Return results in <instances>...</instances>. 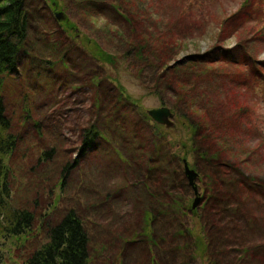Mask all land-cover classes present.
Returning a JSON list of instances; mask_svg holds the SVG:
<instances>
[{"label": "rangeland", "instance_id": "374dc122", "mask_svg": "<svg viewBox=\"0 0 264 264\" xmlns=\"http://www.w3.org/2000/svg\"><path fill=\"white\" fill-rule=\"evenodd\" d=\"M113 1L54 0V11L50 0H26L29 39L20 71L13 78H0V95L19 135L15 154L6 160L12 172L14 204L33 206L40 198L43 209L55 205L51 225L74 209L90 236L88 264H208L185 248L193 238L177 234L183 226L198 234L199 220L188 214L178 223L158 214L160 208L151 203L142 172L131 160L136 146L119 133L121 115L113 111L112 103L117 83L147 115L151 110L171 108L175 95L158 89L166 103L162 106L153 71L147 69L140 76L121 59L130 33L124 19L112 11ZM129 1L139 37L157 38L162 45L169 37L171 65L185 68L192 57L219 47L216 60L221 62L206 64L212 73L199 83L197 94L222 113L230 111L228 118L235 116L237 128L233 125L231 131L237 143L225 163L238 164L243 177H254L264 185V0H256L249 22L222 42L223 21L237 13L245 0ZM57 14L62 15L60 21ZM94 40L115 57L114 64L92 59L87 47ZM95 76L101 81L99 90L90 84ZM239 109L242 114L236 118ZM171 121L174 127L166 128L170 138L185 143L186 129L175 114ZM91 126L101 135L81 154V135ZM185 161L193 162L191 158ZM67 162L77 163L63 178ZM229 172L227 178L241 179L238 171ZM162 174L164 179L168 170ZM245 183L241 184L248 205L237 207L254 218L249 223L242 213L219 218L221 227L228 230L217 245L214 264H264V189ZM146 210L156 215L150 227L155 244L148 242L144 232ZM44 231H35L26 242L0 240L3 264H24L27 254L43 243ZM253 249H258L254 255Z\"/></svg>", "mask_w": 264, "mask_h": 264}, {"label": "trees", "instance_id": "16d2710c", "mask_svg": "<svg viewBox=\"0 0 264 264\" xmlns=\"http://www.w3.org/2000/svg\"><path fill=\"white\" fill-rule=\"evenodd\" d=\"M50 1L52 9L55 10L54 0ZM255 3L256 0H245L237 13L223 21L219 34L220 42L224 41L228 34H236L240 27L249 22L254 14L251 9ZM132 7L129 0H114L111 5L112 11L129 26L130 35L121 59L131 69L138 70L140 76L147 69L153 71V82L157 85L155 93L162 106H166V103L162 94H158V89H162L163 94L174 93L175 99L170 109L186 129L188 138L185 143L170 138L169 131L153 123L147 113L140 112L138 102L133 101L117 83L112 103L114 102L113 111L121 115V118L117 119L119 133L136 146V153L131 160L136 162L135 168L142 172L150 201L160 208L158 214L166 215L172 222L178 223L188 214L198 219V234L184 226L177 234L180 237L193 238L192 244L185 248L192 249L194 254L202 260H207L208 264H214L217 245L228 230L227 226L221 227L219 218L223 214L235 216L238 213L246 215L248 223L254 218L251 213L245 214L237 207L248 205L244 197L245 188L241 183L246 182L258 189H264V185L254 177H243L239 173L241 167L237 169L238 164L234 167L225 163L228 151L231 152L230 149L237 143L231 131L234 129L233 125H237L235 116L228 118L230 111L222 113L213 104L200 99L197 94L199 83L207 80L212 73L206 64L216 66L221 62L216 60L219 47L210 50L206 55L192 57L191 65H186L185 68L182 65H171L169 59L172 49L167 45L169 37L166 36V43L163 45L157 38L139 37L136 33V22L132 18ZM253 31L254 29L250 34ZM258 38L261 37L255 39ZM28 39L29 15L26 0H0V78H13L12 76L18 75L23 47L27 45ZM160 46L162 49H159ZM87 49L92 59L114 64L115 57L107 53L98 41L94 40ZM90 84L99 90L101 81L95 76ZM98 96V92H95L96 100ZM241 114L239 109L236 118ZM15 129L4 98L0 95V240L23 239L26 242L29 238H34L35 231L45 229L43 243L27 254L24 264H88L91 256L90 236L84 221L74 209L67 210L51 225L49 219L55 212V205H47L43 209L39 198L34 201L33 206H15L12 172L6 161L11 159L18 148L19 135L15 133ZM99 135L101 133L96 126L83 130L80 153H86ZM188 158L193 160L191 167L199 175L198 188L202 195L201 206L193 212V200L190 197L192 190L184 175V160ZM137 159L139 160L135 161ZM76 163H66L62 171L63 178H66L65 175L70 173ZM124 163L133 168L128 161L124 160ZM165 169L168 174L163 179L162 173ZM229 171H238L241 179L227 178ZM247 198L251 199V195ZM155 219L156 215L153 213L147 210L143 213L142 220L146 229L144 232L148 242L152 244H155L154 234L150 227ZM123 233L121 231L118 234L121 236ZM132 234L137 238V233L132 231ZM117 239L120 240L119 237ZM257 250L253 249L252 255ZM244 253L250 254L248 251ZM0 264H3L1 253Z\"/></svg>", "mask_w": 264, "mask_h": 264}, {"label": "water", "instance_id": "95a60500", "mask_svg": "<svg viewBox=\"0 0 264 264\" xmlns=\"http://www.w3.org/2000/svg\"><path fill=\"white\" fill-rule=\"evenodd\" d=\"M56 18L60 21L62 18L61 14L56 15ZM149 117L158 125L164 126L167 129H171L174 127L173 122L171 121L172 112L168 108H160L151 110L148 112ZM184 172L188 181V185L193 190L194 193V201L192 203V211H195L198 207H200L202 203V199L199 193V189L197 187V180L199 175L196 171L192 170L187 161L184 162Z\"/></svg>", "mask_w": 264, "mask_h": 264}]
</instances>
